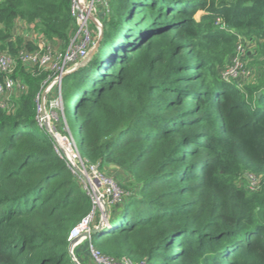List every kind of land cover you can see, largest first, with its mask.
Segmentation results:
<instances>
[{
	"label": "trees",
	"instance_id": "trees-1",
	"mask_svg": "<svg viewBox=\"0 0 264 264\" xmlns=\"http://www.w3.org/2000/svg\"><path fill=\"white\" fill-rule=\"evenodd\" d=\"M210 5L109 0L100 48L64 78L82 157L100 169L121 167L141 184L138 197L112 207L108 224L95 219L92 245L105 257L264 264V69L246 99L224 81L207 87V59L195 49L196 40L224 36L219 18L247 31L264 65V0ZM201 10L212 13L197 22ZM18 20L62 47L77 28L72 0H4L0 51L16 58L35 49L13 36ZM15 76L29 90L13 111L0 107V264H82L70 257L69 234L93 202L38 121L48 75L19 64ZM249 173L262 176L257 193L243 186Z\"/></svg>",
	"mask_w": 264,
	"mask_h": 264
},
{
	"label": "built area",
	"instance_id": "built-area-1",
	"mask_svg": "<svg viewBox=\"0 0 264 264\" xmlns=\"http://www.w3.org/2000/svg\"><path fill=\"white\" fill-rule=\"evenodd\" d=\"M4 0H0V4ZM109 0H72V15L76 20L77 28L75 37L65 52H59L54 49L52 43L44 37L42 42H33L35 44L34 50H28L23 48L18 57H13L7 52L0 51V107L9 108L4 103L8 97L13 95H23L29 90L27 83L20 77H16V71L19 64H22L27 69H37L48 75L45 83L47 90L40 91L37 96V104L42 99L47 98V94L53 90L54 96L50 99L48 108L50 110L60 109V104L63 103V83L64 78L70 73L76 71L82 65H85L90 52L95 44V29L99 23L96 10L99 7L103 9L108 7ZM221 20L219 19L218 22ZM254 45L255 41L240 40L233 57L223 73L222 81L225 83H233V80L238 78L241 74L245 75L247 79L251 78L252 71L245 70V56L247 57L249 52L248 48ZM49 83V84H48ZM48 84V85H47ZM44 87V86H43ZM45 89V88H44ZM45 108V112L48 108ZM41 109L39 114L41 115ZM39 116V115H38ZM39 123L42 125L44 120L38 118ZM57 148V147H56ZM57 148V152H58ZM87 161V160H86ZM89 162V161H87ZM84 163V172H77L69 164V168L72 173L78 178L80 184H85L91 187L94 191L95 187L100 190V194H91V191L85 190L92 199L93 211L86 217L79 225H77L69 234V242L74 243L81 239L83 236L89 234L95 223V212L97 207H102V202H106L107 207L120 204L124 192L119 185L112 179L100 174L98 167H88ZM90 178V180H87ZM87 180V181H86ZM243 186L249 193H257L261 190L262 176L255 173H249L245 176ZM89 244L92 249L91 236H89ZM70 257L73 261H76L74 253L71 251ZM91 254L99 264H112L115 263L114 259L103 256L99 251L91 250Z\"/></svg>",
	"mask_w": 264,
	"mask_h": 264
},
{
	"label": "rangeland",
	"instance_id": "rangeland-1",
	"mask_svg": "<svg viewBox=\"0 0 264 264\" xmlns=\"http://www.w3.org/2000/svg\"><path fill=\"white\" fill-rule=\"evenodd\" d=\"M209 3H211V9L214 7L215 9L221 8V7H228L229 5H233L237 2V0H207ZM210 11V10H209ZM104 12L102 7H99L96 10V17L100 18L101 15ZM212 12H207L206 11H200L195 19L197 22H200L202 17L211 14ZM219 18L214 22V26L216 28H219L222 33L224 34L223 37L221 38H216V39H199L196 40V52L202 53L203 56L207 59V64H208V69L205 72L206 75V81L205 83L207 84V87H213L217 83L222 81L223 73L226 70L227 66L229 65L233 54L236 50V47L240 40L244 41H250L249 36L247 35V31L244 29H234L229 26V24L224 21L223 19H220L221 21L218 22ZM18 31V29H17ZM14 31V37L16 36V32ZM23 32H25L26 36L28 39H30V35L33 33V30L30 29L29 26H26L23 28ZM21 32V34H23ZM37 32V31H36ZM96 32V29H95ZM75 30L73 31L71 35V41L69 45L66 47H62V44H52L54 46V49L58 50L59 52H65L68 47L71 45L74 37H75ZM20 37V36H17ZM26 38V37H25ZM24 38V39H25ZM26 40V39H25ZM28 41V40H27ZM260 48V49H259ZM252 50V52H255V56H250L248 55L247 57L245 56V70L249 69L252 71V76L251 78L247 79L245 75H240L238 78L233 80V85L234 87H237V89H240L241 92L245 94L246 99L249 98V95L247 93L248 87H252L253 84L257 81H259V76L260 72L264 69L263 62L260 61V50L261 46L257 45H251L248 48ZM259 49V50H258ZM92 59V58H91ZM89 59V61L91 60ZM131 60V59H130ZM88 61V62H89ZM37 70V69H35ZM118 71V70H117ZM125 69L123 70V72ZM252 81V82H251ZM49 84V83H48ZM47 84V85H48ZM228 84V83H227ZM230 84V83H229ZM251 85V86H250ZM44 86V87H43ZM45 83L42 85V88L44 92L47 90L45 87ZM41 88V92L43 91ZM45 88V89H44ZM47 94L46 99H42L39 104H38V118L40 117L41 120H44L42 122L43 127L47 130V132L51 135L53 138L57 148H58V153L67 161V163L74 168L77 172L83 171V164L87 163L86 165L90 167L91 165L94 166L95 168L98 167V165H94L90 162H87L86 159H84L80 153L79 147H78V141L80 140V132L77 133L76 135V129L74 128L67 111L65 109V103L60 104V109H54L50 110L48 108L49 101L50 99L54 96L52 93ZM21 95H13L11 97H8L4 103L7 104V107L9 108H4L5 111L11 112L15 108V103L16 101L20 98ZM42 104L43 106L47 109L45 112V115L43 116L42 113L41 115L39 114V110H42ZM73 102H71L72 106ZM42 112V111H41ZM39 120V119H38ZM208 124L213 128L215 131L218 128V124L216 123V120L213 122H208ZM100 174L112 179L115 181L121 190L124 192L125 197H123L122 202H120L119 205L124 204L127 202L130 198L138 197L139 195V190L141 187V184H139L135 179L129 174L127 171H125L123 168L118 167L114 164H107L105 165L102 169L99 167L97 168ZM84 172V171H83ZM87 180H90V178H87ZM86 180V181H87ZM82 187L89 191H91V194L94 195V193L100 194V190L96 187L94 191L92 190L91 187H88L83 183L81 184ZM106 203V202H105ZM104 202H102V207H97L95 212V217L96 219H100V224H108L111 217H113L112 211H114L115 208L107 207V209H104L103 206ZM107 204V203H106ZM105 204V206H107ZM95 224V223H94ZM93 225L91 231L95 228ZM88 237L83 236L81 239L74 243H70L68 247L69 253L72 251L74 253V256L77 258L81 259L82 264H99L96 259L93 257L91 254V250L94 249L97 251L93 245L92 249L89 244V239ZM92 243V241H91ZM112 264H136L129 258H123L121 260H115V263L112 262Z\"/></svg>",
	"mask_w": 264,
	"mask_h": 264
},
{
	"label": "crops",
	"instance_id": "crops-1",
	"mask_svg": "<svg viewBox=\"0 0 264 264\" xmlns=\"http://www.w3.org/2000/svg\"><path fill=\"white\" fill-rule=\"evenodd\" d=\"M26 26H29L30 27V29H32L33 30V33L29 36L30 37V39H28L27 38V36H26V34H25V32H23V28H25ZM17 29H18V31H17ZM15 31H17L16 32V36H15V38L17 37V36H20V37H22L25 41H27V42H31L32 44H34L33 42H37V43H39V42H42V41H44V36L41 34V33H39L38 31L36 32V30H35V28L33 27V26H31L30 24H27V23H25V22H23V21H21V20H18L17 22H16V27H15ZM21 32H23V34H21ZM50 43H52V44H54V43H56V44H60V42H58V41H56V40H54V41H49ZM34 46H35V44H34ZM249 56H250V54H251V56H252V50L251 49H249Z\"/></svg>",
	"mask_w": 264,
	"mask_h": 264
},
{
	"label": "water",
	"instance_id": "water-1",
	"mask_svg": "<svg viewBox=\"0 0 264 264\" xmlns=\"http://www.w3.org/2000/svg\"><path fill=\"white\" fill-rule=\"evenodd\" d=\"M98 27H96V35H95V44L90 52L89 58L87 60V62L89 61V59L93 58L95 56V54L97 53L98 49L101 46V42L103 39V24H102V19L99 18V23L97 24ZM86 62V63H87ZM259 96H262V93L259 94ZM42 115H45V108L42 104ZM104 209H107V206H105V203L103 204ZM98 230V228H94L93 231H91L89 234L85 235L86 237L92 236V234H94L96 231Z\"/></svg>",
	"mask_w": 264,
	"mask_h": 264
}]
</instances>
